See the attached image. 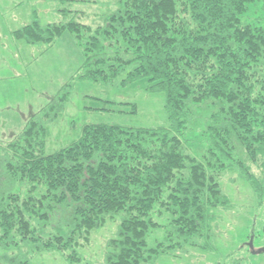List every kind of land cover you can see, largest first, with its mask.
<instances>
[{
    "label": "trees",
    "instance_id": "obj_1",
    "mask_svg": "<svg viewBox=\"0 0 264 264\" xmlns=\"http://www.w3.org/2000/svg\"><path fill=\"white\" fill-rule=\"evenodd\" d=\"M116 1L102 27L33 20L13 36L49 45L67 30L84 40L77 78H146L147 89L163 95L169 124H88L76 140L45 154L43 119L53 107L41 120L32 115L2 142L0 264H33L32 253L51 251L78 260L74 248L118 214L106 264H151L182 246L207 248L210 212L227 202L217 179L228 168L238 169L264 202V180L237 152L241 147L252 162L264 156V16L243 21L256 2L264 13V0ZM209 106L200 155L187 136L193 113ZM156 216H165L162 224Z\"/></svg>",
    "mask_w": 264,
    "mask_h": 264
},
{
    "label": "rangeland",
    "instance_id": "obj_2",
    "mask_svg": "<svg viewBox=\"0 0 264 264\" xmlns=\"http://www.w3.org/2000/svg\"><path fill=\"white\" fill-rule=\"evenodd\" d=\"M116 0H0V153L3 143L23 124L22 112L43 113L52 106L44 153L50 154L76 140L88 124H114L128 128H156L169 124L161 93H152L146 78L122 83L124 75L110 82L79 79L85 61L80 43L64 30L53 42L27 44L12 37V30L33 20L40 24L75 21L92 28L104 25L105 18L118 9ZM69 10V12L67 11ZM264 16L261 3L251 4L243 21ZM20 40V44H17ZM12 41H15L14 45ZM3 48V50H2ZM45 109V110H43ZM213 107H199L193 113L188 142L200 155L205 144L203 127ZM28 116L26 118H28ZM203 125V126H202ZM11 131H14V134ZM238 155L249 171L264 180V156L252 162L239 147ZM224 205L211 210L207 248L182 246L158 256L151 264H264V202L258 199L238 169L228 168L218 179ZM23 195L25 189L19 188ZM40 188L33 193L37 195ZM120 214L108 218L92 230L74 250L79 259L69 262L59 252H37L29 256L33 264H106L105 246L118 233ZM159 222L165 219L156 216ZM164 225V224H163ZM165 234V228L160 229ZM161 234H159V237ZM206 241V240H205ZM204 241L202 240L201 243Z\"/></svg>",
    "mask_w": 264,
    "mask_h": 264
},
{
    "label": "crops",
    "instance_id": "obj_3",
    "mask_svg": "<svg viewBox=\"0 0 264 264\" xmlns=\"http://www.w3.org/2000/svg\"><path fill=\"white\" fill-rule=\"evenodd\" d=\"M17 30V29H16ZM15 30H12V31H10V33L12 32V37L11 38H14L15 39V37L13 36V32H14ZM12 43H13V45H14V43H15V41H12ZM17 44H20V40H17ZM2 50H3V48H2ZM22 120H23V124H22V126H21V129L24 127V125L26 124V122L28 121V119L32 116V115H35V113H31L29 116H28V118H26L27 116L25 115V113H23L22 112ZM21 129H19V130H16L17 132L16 133H18V131H20ZM12 133H10V134H14L15 132L14 131H11ZM11 137H13V135L11 136ZM11 137H9V138H11Z\"/></svg>",
    "mask_w": 264,
    "mask_h": 264
}]
</instances>
